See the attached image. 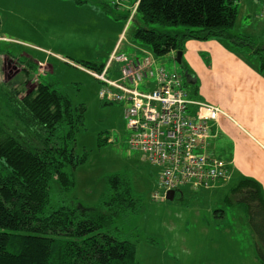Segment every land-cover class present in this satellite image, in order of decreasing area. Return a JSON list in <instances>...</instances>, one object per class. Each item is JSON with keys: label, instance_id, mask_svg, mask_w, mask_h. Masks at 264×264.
I'll list each match as a JSON object with an SVG mask.
<instances>
[{"label": "trees", "instance_id": "obj_1", "mask_svg": "<svg viewBox=\"0 0 264 264\" xmlns=\"http://www.w3.org/2000/svg\"><path fill=\"white\" fill-rule=\"evenodd\" d=\"M238 8V0H140L132 37L156 57L183 52L189 40H228L236 51L247 49L254 55L263 72L264 46L246 35L232 34ZM114 9L104 4L116 19L127 20V12ZM76 63L97 73L105 67ZM8 84L12 81L0 83V103L6 109L5 121L0 122V264H140L132 231L123 229V224L130 226L142 215L129 179L109 175L94 207L73 201L65 204L77 186L75 171L89 160L87 152L79 154L76 149L85 125V105L55 88L54 81H41L31 93L3 86ZM154 167L159 182L153 200L166 201L154 197L161 190L160 169ZM228 192L223 199L227 207L247 209L257 256L264 264L262 186L244 177L233 182ZM54 194L62 200H55Z\"/></svg>", "mask_w": 264, "mask_h": 264}, {"label": "rangeland", "instance_id": "obj_2", "mask_svg": "<svg viewBox=\"0 0 264 264\" xmlns=\"http://www.w3.org/2000/svg\"><path fill=\"white\" fill-rule=\"evenodd\" d=\"M40 1L0 0V36L3 37L0 38V83L12 81L11 85L3 86L24 88L26 93H29L38 87L37 84L42 79L46 83L54 81L55 88L66 92L76 104L85 105V125L78 134L76 149L79 154L87 152L89 160L87 164L80 166L75 171L77 186L69 194L65 204L73 201L94 207L107 188V177L118 173L131 181L135 195L140 200L142 207V215L139 218L136 217L132 225L124 228L123 224V229L132 231V233L130 232L132 237L126 233L138 245L137 260L140 264H254L253 251L250 250L252 228L246 215L247 209L242 205L227 207L223 201L233 183H226L228 185L224 190L211 192L183 187L181 189L184 192L183 198L180 193H177L173 201H154L153 193L158 187L159 172L157 168L143 159L142 153L129 148L127 141L130 132L127 130L124 106L115 103L106 104L100 99V82L71 65L75 64L83 68L82 65L76 63L80 61L79 58L63 59L66 63L51 58L49 64L54 67V72L49 67H43L41 63L37 62L43 57L41 55L43 53L39 50L44 41L33 25L50 22L48 19L46 21V18L42 22L29 18L32 15L30 5L33 3V10H36ZM42 1L48 2V0ZM88 1L92 2V0ZM254 11L252 8L248 14L252 15V20H257L253 14ZM239 16L232 34L249 33L256 37L253 34V29L248 27L251 19L244 14ZM104 21L102 13L96 12L89 18V25L94 27V30H88V25L79 29L81 31L80 39L82 41L89 40V44H92L90 48L95 47L93 44L105 45L117 36L118 29L110 30L104 26ZM247 21L248 23H246ZM125 24L126 21L122 20V23L116 26L120 31H123ZM133 29L134 25H131L126 31L121 52L126 51L131 54L134 51L133 47H136L137 42L132 37ZM166 29L170 30L171 28ZM258 43L257 41L256 44L259 45ZM89 50L92 51L89 53L90 56L83 58L82 61H97L96 55L98 54L94 53V49ZM204 56L208 62L212 61L208 54H204ZM63 57H66L65 54ZM139 57L144 56L140 54ZM154 57L157 65L155 68L163 67L164 70H177L184 73L186 64L184 51V60L182 58L180 65L170 54ZM12 60L15 63L10 65ZM35 62L40 66L39 71L45 74L39 73ZM16 63L18 64L17 70L13 67L14 64L17 65ZM192 63L195 67L191 63H187V65L197 78L196 88L204 92L208 87L207 70L212 67L214 62L203 66L204 69L196 63L195 59H192ZM115 65L113 64L116 68ZM118 76L119 74L114 75V71L108 75L109 78ZM213 81L211 78L208 80L212 90L216 85V82ZM22 82L25 86L20 84ZM186 88H190V95L193 96L191 92L194 87L187 84ZM143 89L142 84L140 90ZM5 115L6 109L0 103V122L5 121ZM100 137L102 139L109 137L111 142H103L102 139H99ZM101 142L104 144L100 145ZM52 197L55 200L57 198L62 200V197L56 194ZM210 207L213 208V214L219 215V218L215 220L219 224L217 227L219 233L216 235L214 233L209 235L203 231V224H207V221L204 220L205 210ZM218 211L226 212V218L223 216L224 212ZM197 214L201 216L197 217ZM209 219L214 220L212 217ZM228 224L230 225L228 226ZM255 254L257 255V252Z\"/></svg>", "mask_w": 264, "mask_h": 264}, {"label": "crops", "instance_id": "obj_3", "mask_svg": "<svg viewBox=\"0 0 264 264\" xmlns=\"http://www.w3.org/2000/svg\"><path fill=\"white\" fill-rule=\"evenodd\" d=\"M38 3L36 10H33V3L30 5L32 15L29 18L41 20V22L46 18V21L47 19L50 21L49 23L47 21L40 25H33L37 28L35 30L44 41L43 46L39 50L43 53L41 54L43 57L37 60L38 63H41L43 67H49L54 72V67L49 64L51 58L61 63H66L63 59L74 60L79 58L82 61L83 58L90 56L89 53L92 51L89 49H94V53L98 54L96 55L98 59L93 61V63L106 65L120 42L124 31H120L116 26H119L122 20L116 19L113 14H109L104 10V4L109 5L112 10L114 9L109 0H92V2L82 0V3L76 0H48V2L41 0ZM238 7L239 14L236 24L240 14H244L251 19L252 15L248 14V12L254 8L253 14H255L257 20L251 19L249 23L248 21L246 23H248V27L253 29V34L256 37L249 33L244 35L252 38L255 42L258 41V46H262L264 44V19L261 17V13L264 9V0H238ZM96 12L102 13L105 20L104 26H107L110 30L113 28L115 31L118 30L117 36L111 42L109 41L105 45L102 44L100 46L93 44L95 47L90 48L92 44H89V40L84 39L82 41L80 39L81 31L79 29L88 25V30H94V27L89 25V18ZM118 12L122 13V11ZM259 18L260 21H258ZM86 35L88 34L86 33ZM234 35L242 36V34ZM0 38L3 37L0 36ZM121 47L122 44L120 45V50ZM133 48L134 51L131 54L126 51L123 53L135 58L139 57L140 54L144 56L143 52H150L147 47L140 43H137L136 47ZM63 54L66 57H63ZM204 54H208L214 63L207 70L208 87L203 92V90L196 88L197 78L187 63H191L195 67L192 63V59H195L196 63L204 69L205 67L203 66H207L212 62H208ZM170 55L174 56L173 53H170ZM184 57L186 64L184 65V73H181L184 76L185 89L189 96L196 101L216 105L227 115L221 116L217 126H214L217 130L216 137L210 140L208 149L210 153L229 164L231 179L223 184H217L214 188L205 192L224 190L228 185L226 183H233L244 177L256 180L264 191V70L263 72L259 71L260 67L255 60L256 57L247 49L236 51L232 44L224 39L209 41L189 40L185 43ZM37 62H35V66L39 71L40 66ZM71 65L74 66L73 68L90 75L78 68V65ZM115 66L116 68L113 66L109 74L114 71V75L117 76L120 66L117 64ZM212 68L214 69L212 70ZM39 73L45 74L40 71ZM210 78L216 82L214 90L209 87L208 80ZM187 84L194 87L195 94L194 92H191V94L195 97L190 95V88H186ZM180 194L183 198L184 192L181 191ZM205 211L204 220L207 221V224H203V231L209 235L211 233L218 234L219 228L217 227L219 224L215 220L219 218V215L213 214L212 207L210 209L206 208ZM196 216L200 217L201 215L197 214ZM223 216L226 218V212L223 213ZM209 217L214 220L211 221ZM250 233H252V247H250V250L253 251V262L254 264H261L255 254L256 238L252 229Z\"/></svg>", "mask_w": 264, "mask_h": 264}, {"label": "built area", "instance_id": "obj_4", "mask_svg": "<svg viewBox=\"0 0 264 264\" xmlns=\"http://www.w3.org/2000/svg\"><path fill=\"white\" fill-rule=\"evenodd\" d=\"M109 1L117 11L128 14L120 42L101 73L78 68L100 82L102 101L124 106L129 148L160 169L161 190L155 193V199H167L170 191L186 186L208 190L229 181V164L208 149L210 140L216 137L214 126L226 113L216 105L192 99L183 74L155 68L152 52H143L142 58L121 52L120 45L137 16L140 0ZM261 17L264 19V9ZM172 53L176 57V52ZM113 64L120 66V76L115 79L108 77ZM142 84L144 89L140 90Z\"/></svg>", "mask_w": 264, "mask_h": 264}, {"label": "water", "instance_id": "obj_5", "mask_svg": "<svg viewBox=\"0 0 264 264\" xmlns=\"http://www.w3.org/2000/svg\"><path fill=\"white\" fill-rule=\"evenodd\" d=\"M183 52L178 51L176 52L175 61L178 65L182 64ZM176 197V193L174 191H170L167 195V200L173 201Z\"/></svg>", "mask_w": 264, "mask_h": 264}, {"label": "flooded vegetation", "instance_id": "obj_6", "mask_svg": "<svg viewBox=\"0 0 264 264\" xmlns=\"http://www.w3.org/2000/svg\"><path fill=\"white\" fill-rule=\"evenodd\" d=\"M12 61H13V60H12ZM12 61L10 62V65H12V63H15V62H12ZM16 64H17V63H16ZM17 66H18V64H17V65L14 64L13 67H14L15 70H17Z\"/></svg>", "mask_w": 264, "mask_h": 264}]
</instances>
